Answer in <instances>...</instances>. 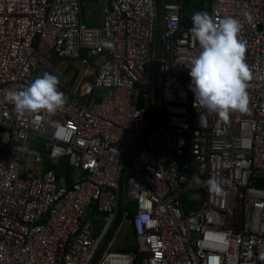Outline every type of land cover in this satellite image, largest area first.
Here are the masks:
<instances>
[{
    "label": "built area",
    "instance_id": "1",
    "mask_svg": "<svg viewBox=\"0 0 264 264\" xmlns=\"http://www.w3.org/2000/svg\"><path fill=\"white\" fill-rule=\"evenodd\" d=\"M185 1L163 0L157 121L126 168L120 220L96 264H264V0H192L242 24L249 105L228 121L194 105L188 67L201 47L183 24ZM102 9V27L87 30L80 0H0V264H91L117 219L123 164L153 113L157 5ZM40 43L92 68L83 94L105 90L101 100L81 106L58 85L63 109L18 114L6 97L35 80ZM31 139L79 178L25 174V161L43 159ZM191 192L203 201L188 211Z\"/></svg>",
    "mask_w": 264,
    "mask_h": 264
},
{
    "label": "clouds",
    "instance_id": "2",
    "mask_svg": "<svg viewBox=\"0 0 264 264\" xmlns=\"http://www.w3.org/2000/svg\"><path fill=\"white\" fill-rule=\"evenodd\" d=\"M191 19L190 31L201 47L199 55L190 58L188 67L194 105L202 106L224 121L229 120L232 112H247V82L252 75L245 60L247 49L240 36V20L227 16L217 22L212 15L201 11ZM58 85V77L46 72L26 88L9 91L6 99L20 115L42 111L54 114L67 103ZM204 119L200 114V121Z\"/></svg>",
    "mask_w": 264,
    "mask_h": 264
},
{
    "label": "crops",
    "instance_id": "3",
    "mask_svg": "<svg viewBox=\"0 0 264 264\" xmlns=\"http://www.w3.org/2000/svg\"><path fill=\"white\" fill-rule=\"evenodd\" d=\"M102 5H103V0H101L99 5L100 8L97 11L98 15L101 17V21L103 14ZM84 29L89 30L95 28L88 27ZM36 56L39 65L44 67L46 72H50L51 74L56 75L59 81L63 80L64 85L61 86H63L64 89H67V91L70 92L71 96L75 99V101L82 102V100H86L85 104H90L100 101L101 98L103 97V96L102 97L98 96L97 93L99 91L95 92L90 98L83 94V88L87 85H91L94 81L95 73L93 72L92 68L82 66L81 64L77 62H72L70 60L59 59L54 54V52L49 50L45 45L41 43L37 45ZM36 140L37 139H31L29 145L33 149L39 150L42 153L43 156L42 161L45 163L47 167L44 169V171L41 172L42 174L50 170L53 171L57 177L58 183L61 186H70L75 180L79 178L75 176L74 174L75 169H73L69 165L68 160L66 158H60L56 160L50 159L48 153L43 149L41 143L40 142L37 143ZM78 173L80 176L79 171ZM25 174H33V173L31 170L29 171L26 169Z\"/></svg>",
    "mask_w": 264,
    "mask_h": 264
},
{
    "label": "water",
    "instance_id": "4",
    "mask_svg": "<svg viewBox=\"0 0 264 264\" xmlns=\"http://www.w3.org/2000/svg\"><path fill=\"white\" fill-rule=\"evenodd\" d=\"M156 5H157V20H156V32H155V41H154V47H153V53H154V59H155V63H154V79H155V83H154V106H153V113H152V117L150 120L149 125L145 128V130L143 131V133L140 135V137L138 138V140L135 142V144L132 146L131 150L129 151L127 158L123 164V170L121 173V178H120V188H119V211H118V216L117 219L114 223V225L112 226L109 234L107 235L106 239L104 240V242L102 243L96 257L94 258V260L92 261L91 264H96V262L98 261L99 257L101 256L104 248L106 247L110 237L112 236L118 221L120 220V216H121V210H122V206H123V197H124V187H125V181H126V168L128 167L130 160L132 159L133 155L135 154V152L137 151V149L139 148V146L144 142L145 138L148 136V134L150 133V131L152 130V128L155 126L156 121H157V117H158V111H159V71H160V67L158 64V58H159V54L161 51V31H162V18H163V0H156ZM44 73H46V70L44 69V67H42L41 65H39L36 73H35V79L42 76ZM50 73V72H47ZM51 74V73H50ZM60 85H64L63 84V80L59 81Z\"/></svg>",
    "mask_w": 264,
    "mask_h": 264
},
{
    "label": "rangeland",
    "instance_id": "5",
    "mask_svg": "<svg viewBox=\"0 0 264 264\" xmlns=\"http://www.w3.org/2000/svg\"><path fill=\"white\" fill-rule=\"evenodd\" d=\"M105 1V0H104ZM168 2L170 0H167ZM101 0H80V24L83 28H101V17L98 15L97 11L100 8ZM93 70V69H92ZM98 96H104L105 91H99ZM100 100V99H98ZM86 100H82L80 102L81 106L85 105ZM37 143H41V140L37 139ZM25 164L28 165L27 170H31L33 175H41L42 171H44L46 167L45 163L43 161L36 162L34 159H31L29 161H25ZM41 173V174H40ZM74 174L76 177H79V173L77 170L74 171ZM262 187H264V183L261 184ZM203 201V195L200 193L194 194L193 192L189 193V198L185 197L186 202V208L188 211L195 210L200 203ZM91 224L93 225L95 232H98L102 228L101 224V217L97 216L94 212L90 213L89 218ZM134 249V248H131ZM114 250V249H113ZM115 253L119 252L115 248Z\"/></svg>",
    "mask_w": 264,
    "mask_h": 264
},
{
    "label": "trees",
    "instance_id": "6",
    "mask_svg": "<svg viewBox=\"0 0 264 264\" xmlns=\"http://www.w3.org/2000/svg\"><path fill=\"white\" fill-rule=\"evenodd\" d=\"M197 11L201 12H207L209 14L210 12V3L208 1H192V0H186L184 3V20L183 24L187 27H193L192 24V15L196 13ZM141 106V105H140ZM264 183V180L259 182V185ZM185 201V199H184ZM130 209L133 211L135 204L130 203ZM134 248V249H131ZM137 249V246L135 244H132L128 248L125 247H116V250L119 251L117 253H130L131 251H135Z\"/></svg>",
    "mask_w": 264,
    "mask_h": 264
}]
</instances>
